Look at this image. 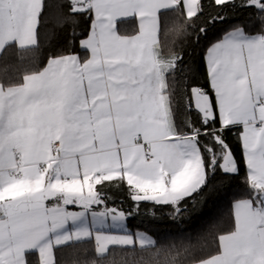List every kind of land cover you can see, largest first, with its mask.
<instances>
[{
	"label": "snow or ice",
	"instance_id": "snow-or-ice-1",
	"mask_svg": "<svg viewBox=\"0 0 264 264\" xmlns=\"http://www.w3.org/2000/svg\"><path fill=\"white\" fill-rule=\"evenodd\" d=\"M49 7L0 0V59L15 49L23 61L39 49ZM56 7L74 26L69 38L19 81H0V264H59V247L86 239L100 257L108 245L155 248L151 236L126 226L142 204L170 208L175 220L218 179L241 172L230 225L198 251L157 249L164 259L156 264H264V0ZM169 14L182 21L172 31L208 40L203 84L176 87L183 56L166 53L160 38ZM221 24L229 26L209 39ZM121 188L130 209L107 204L105 190Z\"/></svg>",
	"mask_w": 264,
	"mask_h": 264
},
{
	"label": "trees",
	"instance_id": "trees-1",
	"mask_svg": "<svg viewBox=\"0 0 264 264\" xmlns=\"http://www.w3.org/2000/svg\"><path fill=\"white\" fill-rule=\"evenodd\" d=\"M62 0H48L50 7L45 16L44 24L40 31V47L35 52L25 53L23 61L18 60L15 49H11L9 55L0 59V81L17 82L22 76L43 66L50 53L62 46L73 30L70 21H64L66 9L56 7ZM180 19L169 14L162 21L161 42L164 51L179 53L183 56L185 69L182 76L177 77L176 87L181 83H204V55L208 40L195 39L191 29L187 35L172 31ZM251 23L248 20L235 18L233 23ZM229 25L221 24L209 34V39H214L223 28ZM80 27L75 26V31L80 32ZM235 132L230 133L228 139L235 145ZM239 155V151H237ZM243 181V172L240 177L225 179L222 183L218 179L215 182L214 191L210 192L203 202L196 207L189 205V210L178 219H172L171 209L159 206L155 208L151 203H144L133 216L127 219L132 232H144L156 241V247L144 250L141 247H111L102 257L97 255L96 245L92 240L74 242L61 246L56 250L59 264H91L93 260L97 264H156L162 262L164 257L156 256L157 249H167L172 245L180 248L182 244L191 245L198 251L211 243L213 236L226 229L231 223L230 204L233 194L240 190ZM110 197L107 201L109 207L130 209L133 202L128 198L127 190H117L106 193ZM153 213H155L153 215Z\"/></svg>",
	"mask_w": 264,
	"mask_h": 264
},
{
	"label": "crops",
	"instance_id": "crops-1",
	"mask_svg": "<svg viewBox=\"0 0 264 264\" xmlns=\"http://www.w3.org/2000/svg\"><path fill=\"white\" fill-rule=\"evenodd\" d=\"M204 67H205V64H204ZM119 190H124V191H125L126 189L121 188V189H119ZM111 191H117V189H106V190H105V194L108 193V192H111ZM149 203H150V202H149ZM93 208H94L95 210H97V211H101V210H103V205H101V206H96V205H94ZM69 210H71V211H81L82 209L80 208V206H69ZM126 226H127V228L130 230L127 221H126ZM130 231H131V230H130ZM104 232H105V234H108V233L116 234V233H117V230H116V229H105ZM131 232H132V231H131ZM137 232H139V231H137ZM132 233H136V232H132ZM88 240H92V241L95 243V245H96V242H95L94 239H86V240H84V241H88ZM71 243H74V242H69L68 244H71ZM68 244H67V245H68ZM119 246L121 247V245H108V248L110 249L111 247H119ZM127 247H131V246H127ZM133 247H138V246H137V244H136V245H134ZM105 254H106V253H105ZM105 254H104V255H105Z\"/></svg>",
	"mask_w": 264,
	"mask_h": 264
},
{
	"label": "rangeland",
	"instance_id": "rangeland-1",
	"mask_svg": "<svg viewBox=\"0 0 264 264\" xmlns=\"http://www.w3.org/2000/svg\"><path fill=\"white\" fill-rule=\"evenodd\" d=\"M141 233H144V232L141 231ZM137 246L140 247L138 243H137ZM121 247H127V246H121ZM131 247H133V246H131Z\"/></svg>",
	"mask_w": 264,
	"mask_h": 264
}]
</instances>
